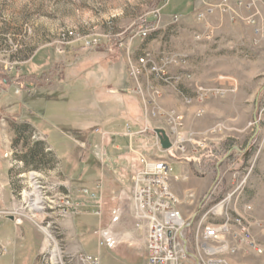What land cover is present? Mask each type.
<instances>
[{
    "label": "rangeland",
    "instance_id": "374dc122",
    "mask_svg": "<svg viewBox=\"0 0 264 264\" xmlns=\"http://www.w3.org/2000/svg\"><path fill=\"white\" fill-rule=\"evenodd\" d=\"M202 1L187 18L201 23L218 13L199 19L200 8L212 0ZM185 2L0 0V188L11 193L8 207L0 210L4 211L0 232H16L12 222L8 225L9 216L22 231L14 252H3L0 264H60L59 259L63 264L67 259L69 264H80L78 253L97 255L99 264L143 263L145 235L131 215L132 176L140 168L141 155L175 159L172 150L160 147L155 128L172 132L173 137L183 132L201 137L207 130L220 128L210 133L213 139L201 154L188 158L195 176L211 179L201 197L205 205L193 217L194 225L247 173L240 188L242 201L264 221V39L257 38L253 28L251 43L259 45L258 51L253 47L237 51L221 35H211L193 19L181 18L187 12ZM241 8L247 12L240 17L245 25L249 24L243 18L254 10L258 25L264 24V0ZM144 28L148 31L142 38L139 32ZM69 31L72 35L66 40ZM144 51L155 61L176 55L181 67L172 66L170 71L190 78L184 77L177 90L158 83L147 85L145 76L137 82L129 64ZM195 85L224 90L204 101L186 103L185 97L195 96ZM165 90L179 102L165 104ZM225 99L231 100L234 117L206 116V104L223 108ZM135 101L142 108L138 114L130 112V103ZM239 110L241 117L236 115ZM129 123L138 129L129 135L136 143L132 149L117 137L119 131L126 136ZM51 125L64 142L70 132L75 157L81 155L75 143L85 141L81 156L92 163L82 178L64 181L59 161L49 150L39 151L38 166L31 163L37 138H42L35 128L48 133L45 129ZM70 126L81 133L73 134ZM233 131L242 135L228 136ZM49 135V142L61 154L54 134ZM182 172L181 165H171L176 180ZM85 189L96 193V198L83 194ZM35 206L41 208L34 210ZM115 216L117 220L112 221ZM108 226L116 241L99 246L101 230ZM191 232L185 231L190 241ZM255 235L264 241V228ZM188 250L193 256L181 264H197L192 243ZM228 261L264 264V256L241 244Z\"/></svg>",
    "mask_w": 264,
    "mask_h": 264
},
{
    "label": "built area",
    "instance_id": "2783aa9c",
    "mask_svg": "<svg viewBox=\"0 0 264 264\" xmlns=\"http://www.w3.org/2000/svg\"><path fill=\"white\" fill-rule=\"evenodd\" d=\"M168 1L163 0L164 3ZM234 1L212 0L206 2L196 15L199 19L215 12L237 16L234 6L249 9L262 0ZM257 15L258 12L254 10L243 20L253 26L257 38L264 39V24L258 25ZM147 31L144 28L140 30L139 35L144 38ZM71 35V31L66 33V40ZM181 63L182 60L176 55H165L159 61H155L149 51H144L135 62L129 64V73L137 82L145 76L147 85L152 86L153 83H158L177 90L183 80L191 76L170 71L172 66L181 67ZM137 87L141 86L137 85ZM194 88L195 96L185 97L186 103H192L194 100L204 101L212 93L224 90L202 85H195ZM219 129L214 127L210 131L207 130L202 133L201 137L196 136L193 132H176L178 134L173 137L172 132H167L171 143L169 149L173 151L175 160L197 156L208 147V142L213 139L210 138V133ZM95 131L98 132L97 129ZM145 131L144 129L143 132ZM126 133L132 134L129 125H126ZM138 161L140 168L133 174L131 180V215L135 220V227L142 229L145 235L146 258L140 264H181L182 260L193 256L188 250L190 243L195 248L197 256L194 257L197 264H231L228 261V256L236 254L241 244L256 254L264 256V241L258 240L255 235L256 230L264 228V221L252 214L250 204L242 201L240 188L245 183L248 173L234 189L206 210L195 226L193 221L185 218L178 208L179 199L171 187L172 160L141 155ZM84 192L86 193L83 194L93 198L96 194L86 189ZM187 193L191 197V191ZM238 203H241L240 209H238ZM66 204L70 205L67 199ZM117 218L115 216L112 221ZM188 229L192 230V241L185 234ZM115 241L110 226L101 230L99 246L103 244L110 246ZM3 252H5V248L0 246V255ZM78 259L80 264H99L97 255L78 253ZM59 261L60 264H63L61 259ZM69 262L70 259H67L65 263L69 264Z\"/></svg>",
    "mask_w": 264,
    "mask_h": 264
},
{
    "label": "crops",
    "instance_id": "0c3cea01",
    "mask_svg": "<svg viewBox=\"0 0 264 264\" xmlns=\"http://www.w3.org/2000/svg\"><path fill=\"white\" fill-rule=\"evenodd\" d=\"M202 2H203L202 0H197V1L186 0L185 7L187 9V12L185 14H182L181 18H183L185 21L193 19L194 22H198L195 18H187V16L191 14L193 16L198 6H200ZM234 8H235V13L237 14V16H233L231 14L220 15L216 13V14L206 17L203 21H201V23L198 22L199 23L198 25L207 27L209 31L211 32V35H214V34L221 35L222 38H225L228 41V43H230L229 46L236 48L237 51L244 50L246 47H253L256 51H258L257 46L259 45L258 44L255 45L251 43L253 26L245 25L244 22L240 19V17H243L247 12L243 10V8L241 7L234 6ZM244 30H247L246 32H248L247 36H244V33H243ZM162 88L166 90L168 89L166 87H162ZM166 90L164 91L165 92L163 94L164 96H162V100L165 102V104H171V101H174V100L176 102H179V100L175 97V95L169 94ZM240 100L241 99H237V102H238V107L241 108ZM230 101H231L230 99L223 100L222 101L224 102L223 108L220 105L218 106L215 105L214 107H212L211 106L213 105L211 104L212 102L206 104L205 105L207 108L206 116L207 117L208 116L234 117V113H233V110L231 109ZM217 102H219L220 104L221 103L220 99L217 100ZM131 103H130V109H131L130 112H132V114H136V113L138 114L140 110L142 111V108L139 106V103L137 101L131 102ZM234 110L236 111V109ZM236 115L241 117L242 116L241 111L240 110L237 111ZM52 127L53 126L51 125V128ZM130 127H131L132 134L137 133V130H138L136 129L137 126H132L130 124ZM51 128L45 129L46 131H48V133L42 132V130L35 128L37 133L40 136H42V138L41 137L37 138V142H38L37 144L41 146V149L43 152H45V150H49L50 152H53L55 154L57 160L59 161V165L61 166L60 170L62 172V176L64 177L63 179L64 181L65 179H67L69 182L70 179L75 176H77L78 179L82 178L88 171V168L90 166L89 163L90 164L92 163V162H87L88 157L84 158L81 156L82 150H84L85 148V141H82L79 139L77 143H75L77 145V148L81 151L80 153L81 155H79V157H75V155L72 154V150H75V149L73 148V143L71 142L70 132H67L68 135L64 136L67 139V141L64 142L62 138H60L55 132L52 131L53 128L52 129ZM69 129L72 130L73 134H76L77 132L81 131L80 129L78 130V128L76 129L75 127H71V126L69 127ZM49 134H54L55 139L58 142V146L60 149L59 151L61 154H59L57 150L49 142V138H50ZM121 134L122 133L120 131L117 132V135H118L117 137L121 138L120 140L121 142L124 141L123 144H125L127 148L132 149V147H136L134 146L136 143L135 142L133 143L132 139L130 140L132 136H129V134L126 133V129L124 130V135L126 136H122ZM236 135L241 136L242 134L235 133L234 131L233 133L231 132L228 133V136L235 137ZM40 139L44 140L45 144ZM162 158L169 159V157L168 158L162 157ZM173 163L181 165V168L183 170L182 175L178 177L177 180H176V177L171 178L172 188L177 198L179 199L178 208L185 218L193 220V217L198 216V214L201 213V210L203 209L205 205L204 203L203 204L201 203V197L208 189L211 179H209V177L207 176H203V177L195 176L192 170L190 169V164H189L190 162L188 158H185L182 160L174 159L171 161V165ZM188 191H191V197L188 196V193H187ZM10 195L11 193H7L5 189L0 188V210H3L8 207V203H9L8 198H11ZM6 220L7 222H9L8 225L10 224V222L13 223L14 227L16 228V232L13 229L12 230L7 229V231L2 230L0 232V246L5 248L4 253H12L14 252V247L16 243H18V240L16 237L18 236L20 237V234L22 233V231L17 226L18 222H15V218L10 219V216H9ZM2 223H0V229H2L1 227ZM42 247H44V243L41 244L40 248L38 249L37 251L38 254L42 251Z\"/></svg>",
    "mask_w": 264,
    "mask_h": 264
},
{
    "label": "water",
    "instance_id": "95a60500",
    "mask_svg": "<svg viewBox=\"0 0 264 264\" xmlns=\"http://www.w3.org/2000/svg\"><path fill=\"white\" fill-rule=\"evenodd\" d=\"M154 133L158 138L160 147L163 150H168L171 147V143L166 131L163 128H155ZM10 219H14V217L10 216Z\"/></svg>",
    "mask_w": 264,
    "mask_h": 264
},
{
    "label": "trees",
    "instance_id": "16d2710c",
    "mask_svg": "<svg viewBox=\"0 0 264 264\" xmlns=\"http://www.w3.org/2000/svg\"><path fill=\"white\" fill-rule=\"evenodd\" d=\"M37 146H38L37 150L31 153V163L36 166L39 165L40 157H41V155L39 154V151L42 150L40 145L37 144Z\"/></svg>",
    "mask_w": 264,
    "mask_h": 264
},
{
    "label": "bare ground",
    "instance_id": "6f19581e",
    "mask_svg": "<svg viewBox=\"0 0 264 264\" xmlns=\"http://www.w3.org/2000/svg\"><path fill=\"white\" fill-rule=\"evenodd\" d=\"M36 208H34V210H39L41 207L40 206H35ZM42 230H45L46 231V228H41Z\"/></svg>",
    "mask_w": 264,
    "mask_h": 264
}]
</instances>
